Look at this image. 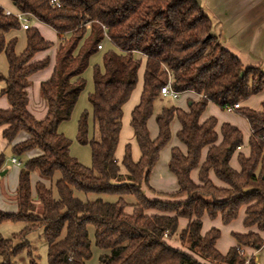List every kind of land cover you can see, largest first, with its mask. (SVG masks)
<instances>
[{
    "label": "trees",
    "instance_id": "1",
    "mask_svg": "<svg viewBox=\"0 0 264 264\" xmlns=\"http://www.w3.org/2000/svg\"><path fill=\"white\" fill-rule=\"evenodd\" d=\"M9 1L17 12L54 31L58 49L53 74L40 85L47 114L39 121L27 110L26 89L28 78L49 63L47 58L32 61L34 55L52 44L31 27L25 31L26 47L17 55L16 40L6 41V35L19 30V22L0 7V53L8 66V75H0L5 85L0 96L10 106L0 110V128L8 145L20 133L27 136L11 146L12 156L22 161L15 198L18 210L15 214L0 211V225H26L9 239L0 237V264H12V257L22 252L27 253L29 264H36L27 236L38 230L47 244L48 264H86L92 256L91 236L102 252L99 264H244L242 249L262 247L264 104L258 112L241 104L264 89V74L258 67H244L223 48L212 34V22L201 4L195 0H56V7L50 0ZM106 41L115 50L105 51L102 67L93 68L94 91L88 97L92 137L86 112L77 124L76 141L88 145L91 153V166L85 167L70 155L71 141L58 128L70 120L86 85L82 76ZM141 58L142 91L130 114L140 158L132 161L127 144L120 162L126 173L121 174L115 153L122 109L137 85ZM168 75L176 92L189 91L202 98L191 102L188 111L162 108L155 117L158 135L152 140L147 121ZM208 103L221 110L238 105L236 111L248 123L249 155H237L239 171L230 167V160L241 145L242 134L230 124H222L218 144L216 119L199 121ZM174 118L180 125L176 138L185 148H172L168 163L178 190L159 195L175 202L150 200L142 186L149 188V174L171 138ZM204 149L207 153L201 163ZM34 150L38 155L27 159L25 155ZM4 163L1 154L0 172ZM197 169L198 183H194L190 174ZM210 172L222 187L212 183ZM31 174L38 176L33 190ZM76 193L96 197L83 201ZM102 196L116 200L109 202ZM179 199L184 200L177 202ZM128 208L131 213L126 212ZM240 209H244L242 225L248 231L231 233L235 245L222 255L216 248L220 230L212 228L201 235V219L204 215L212 221L219 218L226 226ZM179 219L187 220L185 228H179Z\"/></svg>",
    "mask_w": 264,
    "mask_h": 264
},
{
    "label": "crops",
    "instance_id": "2",
    "mask_svg": "<svg viewBox=\"0 0 264 264\" xmlns=\"http://www.w3.org/2000/svg\"><path fill=\"white\" fill-rule=\"evenodd\" d=\"M9 4L13 10H5L4 9V11H8L12 14H15L17 12L16 9L13 7V5L10 3V1H9ZM200 4H201V7L204 11V14L212 22L213 35L219 39V41L222 43L223 48L227 52H229L230 54L235 56L237 59H239L244 67H246V68L247 67H258L260 69V71L264 74V0H200ZM205 12L208 13V15ZM29 20H30L29 28L32 27V28L37 29L38 32L40 33V35L47 42H50L52 44L50 49H48L44 52H39V53L34 55L32 61L38 62V61H41V60H44L47 58L49 60V63L45 69L34 73L33 75H31L28 78L29 86L26 89L27 100H28L27 110L36 120L40 121V120H43L47 114L46 104L40 96V85L43 82L48 81L53 74L54 66H55V59H56V54H57V49H58V40L56 41L54 34H52L53 38L51 37V39H46L44 34H43V29L48 28V27L42 25L41 23H39L33 19H29ZM55 35H56V33H55ZM56 37H57V35H56ZM13 39L16 40L15 53L17 55H19L23 52V50L26 47L25 31L19 29V30L11 31L10 33H8L6 35V41H10ZM17 43L20 45L19 48H17ZM108 50H115V49L106 41L103 44L102 50H100L98 53L95 54V55H97V54L99 55L98 58H99V60H101L100 64L96 63L93 66H91V60H92V57H91V59L89 61V66H88L86 72H84V74L82 76L83 79L92 80V74H93L94 66H99L100 68L102 67L103 54L105 51H108ZM0 54H3V53H0ZM4 58H5V56H4ZM141 60H142L141 66L142 65L144 66V59L141 58ZM5 63H6L5 67L3 69H0V75L2 77H6L8 75V66H7L6 59H5ZM1 83H3V82H1ZM1 90H3V88ZM93 91H94V85H93V81H92L91 86H88L87 100H88L89 95L92 94ZM141 91H142V87H141ZM262 92H264V89L260 93H262ZM81 95L82 94H80V96L77 100V103H76V105L72 111V115H71L70 120L68 122L62 123L58 128V132L60 134L64 135L65 132L69 129V127H70L71 132H72L73 126L76 125V131L74 132L75 133V141H76L78 120H79L80 116L82 115V113H84V112H86L88 115L89 137H92V135H93L92 108H91L89 102H88V105H86L85 102H84L83 106L81 105V103H82L81 102V100H82ZM184 95L186 96L185 106L183 108H177V109H181L183 111H188V108H189L191 102L196 103L201 99L200 96L194 94L193 92L188 91V92L182 93L177 100H179ZM159 97L166 98V97H163L161 95ZM245 102H243V103H245ZM243 103L241 104L242 107H244ZM246 104H247V102H246ZM263 104L264 103L261 104V107L259 109H254V111H257V112L261 111ZM125 105L123 106V109H122L124 112V117L122 116L123 125L125 123L126 124L128 123L129 127H130V114L136 105L133 104V106H132L133 108L132 107H131L132 109L128 108L126 112H125ZM209 105H214V104L208 103L207 107H209ZM163 108H166V107H163ZM244 108H248V107H244ZM9 109H10V106L8 104L6 97L0 96V110H9ZM248 109H250V108H248ZM251 110H253V109H251ZM205 111H206V109H205ZM205 111L203 112V114L200 117V120H199L200 123H203L204 121H206L209 118H215V117H210V116L208 117L205 114ZM224 111L228 114H233V113L238 114V112L236 110L227 109ZM156 115L157 114L153 113V115L151 117V118H153V120L150 118L147 121V129L149 132V136L152 140H154L158 135V129H157L156 121H155ZM177 123H178V121L176 118H174L172 120V122L170 123V128L173 125H175V137H176L177 132L180 130V125H179V123L178 124ZM225 123L236 127L242 134L241 145H240L239 149L234 153V155L232 156V158L230 160V167L232 169H234L235 171H239L237 155L239 153L243 154V156H245V157H247L249 155L248 140H249V137L251 134L250 128L248 126L246 136H243L242 132H244V126H245L243 124V122L237 121V123H234V122H225ZM225 123H220L217 121L215 131L218 134V139H219L218 144L221 141L220 128H221V125L225 124ZM68 125H70V126H68ZM247 125H248V123H247ZM90 126H91V130H90ZM121 130H122V128H121ZM170 134H171V129H170ZM26 138H27L26 134L20 133L17 135L16 139L12 142V144L8 145L7 141L2 137V129L0 128V155L3 154L6 158L8 157L10 160L9 165H3V167H2L1 172L5 171L6 172L5 175L0 176V211L5 212V213L15 214L18 210L15 198H16V188H17L18 173L20 171V166L18 167V166H15L14 164L11 163V159L15 158L12 156L11 146L13 144L20 143V142L24 141ZM125 140H127V141H124V143H123V144H125V147L127 145L126 142L131 143L130 144V151H131L132 161L137 162L140 158V152H139L138 146H137V144L133 138V132H132L131 127H130V132L128 133L127 138ZM177 142L178 143L172 145L169 149V156H168L167 163H166L165 167L163 166L158 171L159 166L157 167V164H155V166L151 170V172L149 174V178H148V186L152 191L149 190V188L146 185L142 186V191H145L144 195L150 200L158 199L155 197L154 194H157V193L158 194L159 193L173 194L178 190L176 178L168 170V163L170 160L171 149L174 147H177L182 151L185 150L184 146L178 141V139H177ZM76 143H77V141H76ZM120 145H121V132H120L119 142H118L117 148ZM70 146L73 147V144ZM71 147H70V152H71ZM116 151H117V149H116ZM38 153H39L38 151L34 150L31 152H28L25 155V157L27 159H29V158L35 157L36 155H38ZM206 153H207V149H204L201 153V163L204 162L205 157H206ZM123 155H124V152L121 153L120 156L117 158L116 153H115V157L117 158V160L119 162L121 174L126 173V170L120 164ZM15 159H17L20 163H22L20 158H15ZM5 161H6V159H5ZM90 166H91V153H90ZM90 166L86 165L85 167H90ZM198 174H199L198 169L192 171L190 174V178L194 183H198ZM209 178L214 185H216L218 187H222V184L218 180H216V178L214 177L212 172H210ZM30 182H31L32 190H33L35 184L38 182V176L35 174H31ZM48 185H49V183L47 184V186ZM159 200H161V199H159ZM166 200L169 202H175V201H170L167 198L163 199V201H166ZM183 200L184 199H179V200H177V202L183 201ZM131 211H132L131 208L126 209L127 213H131ZM243 218H244V209H242V215H241L242 222H243ZM201 222H202L201 235H205L212 228L219 229V227L222 225L219 218L212 221L208 218L207 215H204L202 217ZM178 225H179L180 229L185 228L187 225V220L179 219ZM254 229L255 228H253V231H254ZM247 231L248 230L244 228L242 231H239V232L238 231L237 232L232 231L231 233L244 234ZM218 242H219V240H218ZM168 244L173 246L174 248H179L181 250H184L175 241H169ZM234 245H235V242L233 240L232 246H234ZM232 246H230L229 248H231ZM216 248H217V244H216ZM217 250H218V248H217ZM228 250L229 249L223 250V251L218 250V251L222 255H225L228 252Z\"/></svg>",
    "mask_w": 264,
    "mask_h": 264
},
{
    "label": "rangeland",
    "instance_id": "3",
    "mask_svg": "<svg viewBox=\"0 0 264 264\" xmlns=\"http://www.w3.org/2000/svg\"><path fill=\"white\" fill-rule=\"evenodd\" d=\"M0 7L5 9V10H13L9 4V0H0ZM206 14L208 15V13H206ZM29 22H30V20H29ZM43 34H44L46 39H51V37L53 38L52 34H54L56 41L58 40V38L55 35V32H53L50 28H44ZM212 34H213V28H212ZM19 47H20V45L17 43V48H19ZM98 57H99L98 54L92 57L91 66H93L96 63L100 64L101 60H99ZM5 64L6 63H5L4 55L0 54V69H3L5 67ZM143 75H144V66L142 65L139 72H138L137 85H136L135 89L133 90L132 94L130 95L129 100L127 101V103L125 105V112L127 111L128 108L132 109L133 104L136 105L139 102L140 94H141V87H142V82H143ZM84 80L86 82V85H85L84 91L81 93L82 94L81 95L82 96V100H81L82 106H83L84 102L86 103V105H88V100H87L88 86H91V84H92V80H86V79H84ZM4 87H5V85L0 82V90ZM246 102H247V104H246ZM246 102L243 103L244 107H248V108L253 109V110L259 109L261 107V104L264 103V92L249 97L246 100ZM185 104H186V96L185 95L182 96L179 100H172L171 98H168V97H166V98L159 97L154 103L153 113L158 114L163 107H166V108H170V107L183 108L185 106ZM205 114L208 117L209 116L215 117L216 120L220 123H225V122L237 123V121L243 122V124L245 126H244V132H242V133H243V136H246L248 125H247V122L245 121V119H243V117H241L239 114H234V113L228 114L224 110H221L216 105H209V107L206 108ZM123 117H124V112H123ZM151 119L153 120V118H151ZM68 126H70V125H68ZM170 129H171V138H170L169 142L164 146V148L160 151L159 158H158V161L156 163L157 167L159 166L158 171L163 166L165 167V165L167 163L168 156H169L170 147L172 145L178 143L177 139L175 137V125H173ZM90 130H91V126H90ZM75 131H76V125L73 126L72 132H71V129L69 127V129L64 134V136L71 141V145L73 144V147L70 146L71 147L70 155L72 157L78 159V161L82 165L90 166V149H89L88 145H80V144L76 143L75 133H74ZM93 132H94V129H93ZM129 132H130L129 124L125 123L123 125V118H122L121 145L117 148V151H116V157L117 158L120 156L121 153L124 152L125 144H123V143H124V141H127L125 139L127 138V135ZM126 144L130 145L131 143L126 142ZM5 159H6V161H5L4 165H9L10 164L9 158L5 157ZM57 178H59L58 175H57ZM144 192L145 191H143V193ZM154 195L158 199H161V200L164 199V197L159 195V194H154ZM76 196L79 197L80 199H82L83 201H92L96 197L94 195H83L80 193H76ZM101 198L106 200V201H109V202H114L116 200L115 197L102 196ZM241 215H242V209H240L238 217L234 221H232L229 225H226V226L221 225L219 227V230L221 232V237L219 239V242L217 243V248L219 251L227 250V249H229L230 246L233 245V239L231 237L232 231L233 232H237V231L239 232V231H242L244 229L243 225H242ZM25 225L26 224L20 223V222L2 223L0 225V237H2L4 239H9L12 237V235L19 233L25 227ZM260 236L264 242V232L261 233ZM91 240H92V247H91L92 256L86 262V264H99V257H100L102 252L95 247L94 240H93L92 236H91ZM27 241L29 243L30 248L34 251L35 256L37 257L35 260V263L36 264H48L47 244L43 238L42 230H38V231L30 233L27 236ZM244 253L247 256V255H250L252 253V251L249 248H244ZM256 259L257 260L254 262L255 264H264V252L261 251L257 255ZM1 260L2 259L0 258V263H1ZM11 262H12V264H29V261L27 259V253L22 252L19 255H17L16 257H12Z\"/></svg>",
    "mask_w": 264,
    "mask_h": 264
},
{
    "label": "built area",
    "instance_id": "4",
    "mask_svg": "<svg viewBox=\"0 0 264 264\" xmlns=\"http://www.w3.org/2000/svg\"><path fill=\"white\" fill-rule=\"evenodd\" d=\"M50 3L52 5H56V7H59V5L57 4V1L56 0H50ZM5 15H7V16L12 15V16L16 17L17 20H18V22H19V26H20V29L21 30L26 31L27 29H29V19L30 18L27 15L21 14L19 12H16L15 14H12V13H10L8 11H5ZM100 48H101V46H98V49H100ZM171 85H172V78H171L170 75H168V80H167L166 84L160 89V95L163 96V97L171 98L172 100H177L182 93L176 92L172 88ZM228 109L238 110L239 109V106L238 105H233V106H231ZM238 149H239V147L237 148V150ZM11 163L14 164L15 166H18V167L21 166V163L17 159H15V158H12L11 159ZM242 251L244 252V249H242ZM261 251L264 252V244L259 249L253 250L250 255H247L244 264H252L251 263V260L252 259L256 261L257 260L256 259L257 258V255Z\"/></svg>",
    "mask_w": 264,
    "mask_h": 264
},
{
    "label": "water",
    "instance_id": "5",
    "mask_svg": "<svg viewBox=\"0 0 264 264\" xmlns=\"http://www.w3.org/2000/svg\"><path fill=\"white\" fill-rule=\"evenodd\" d=\"M196 2H197V4L198 5H200V0H195ZM241 76H242V74H241ZM5 171H3V172H0V176H3V175H5Z\"/></svg>",
    "mask_w": 264,
    "mask_h": 264
}]
</instances>
